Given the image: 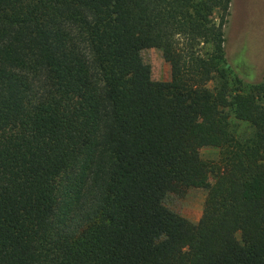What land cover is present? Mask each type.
Wrapping results in <instances>:
<instances>
[{
  "label": "trees",
  "instance_id": "1",
  "mask_svg": "<svg viewBox=\"0 0 264 264\" xmlns=\"http://www.w3.org/2000/svg\"><path fill=\"white\" fill-rule=\"evenodd\" d=\"M229 2L0 0V264H264V84L226 62ZM189 187L195 223L162 202Z\"/></svg>",
  "mask_w": 264,
  "mask_h": 264
},
{
  "label": "rangeland",
  "instance_id": "2",
  "mask_svg": "<svg viewBox=\"0 0 264 264\" xmlns=\"http://www.w3.org/2000/svg\"><path fill=\"white\" fill-rule=\"evenodd\" d=\"M223 50L226 62L245 87L264 84V0H230L226 22L223 26ZM141 59L149 65L152 80H169V65L156 48H144ZM229 129L236 133H247L250 126L235 120L229 114ZM217 148L204 146L199 156L207 162L217 161ZM205 190L189 187L181 192H168L163 205L190 222L200 217Z\"/></svg>",
  "mask_w": 264,
  "mask_h": 264
}]
</instances>
